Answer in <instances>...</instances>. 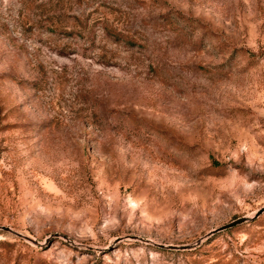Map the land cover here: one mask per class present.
Wrapping results in <instances>:
<instances>
[{"label": "rangeland", "instance_id": "rangeland-1", "mask_svg": "<svg viewBox=\"0 0 264 264\" xmlns=\"http://www.w3.org/2000/svg\"><path fill=\"white\" fill-rule=\"evenodd\" d=\"M263 205L264 0H0V264H264Z\"/></svg>", "mask_w": 264, "mask_h": 264}, {"label": "water", "instance_id": "water-1", "mask_svg": "<svg viewBox=\"0 0 264 264\" xmlns=\"http://www.w3.org/2000/svg\"><path fill=\"white\" fill-rule=\"evenodd\" d=\"M262 211H264V205L262 207H260L252 216H239V217H237V218H235V219L223 224L222 226H220L217 229L228 228V227H231V226H233V225H235L237 223H241V222H243V221H245L247 219H250V218L253 219V218L257 217ZM157 244L159 246H161V247H172V246H174L172 244H162V243H157Z\"/></svg>", "mask_w": 264, "mask_h": 264}]
</instances>
